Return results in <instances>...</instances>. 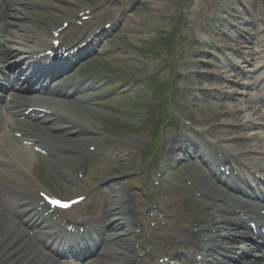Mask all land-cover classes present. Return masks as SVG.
<instances>
[{
    "label": "bare ground",
    "instance_id": "6f19581e",
    "mask_svg": "<svg viewBox=\"0 0 264 264\" xmlns=\"http://www.w3.org/2000/svg\"><path fill=\"white\" fill-rule=\"evenodd\" d=\"M3 1L4 3L10 4L9 7L13 8V11H10L9 8H4L3 5L0 4V18H3V15L6 13L7 16L12 17V19L8 20V24H11L13 26L17 25L15 29L11 28L6 32L7 36L13 39H17L18 42L22 43L23 46L28 45L29 43L26 42L27 40H24V30L28 31V34H26L25 36L27 38H30L35 33V26L32 25L33 22L31 23L29 19L30 13L27 10H24V8L19 9L18 7H16L15 4L19 3L18 1H14V0H3ZM58 15L60 17L62 16L60 14ZM137 15H141V13L137 12L136 16ZM29 41H32V37ZM33 44H34L33 46H28L29 48L28 50L41 46L42 44H44V40L39 39V41H34ZM77 87H79V84L77 85ZM54 101L57 103V105H60L59 108L65 110L66 113L73 115L74 113H78V118L82 122L93 125V123L88 121L93 116L92 108L88 109L87 107L75 106L73 103H65L57 100ZM216 106L218 105L216 104ZM232 107L234 106L226 103L224 113H229V114L231 113V115H233L232 112L234 111H232ZM207 110H210L208 106H207ZM222 121L230 122V119H226ZM90 137L91 136H88L86 140H90L91 139ZM183 140L184 137L177 139L179 146L182 147L187 146L186 140H184V142ZM247 145L249 144L248 143L244 144V146ZM242 149H244L242 146L238 148V150H242ZM170 157L171 156L168 154V156H165L164 158L166 160H169ZM131 160L132 158L129 155L122 156L118 160V167L123 166L122 173L127 172L131 164ZM212 160L215 161L216 159H212ZM23 163H25V165L27 166L28 165L31 166V156L29 151L26 149H22L16 146L15 144H13L9 136H6L3 139L0 138V201H3V199H5L6 197L4 192L12 193L11 187H13L14 184L20 183V181L23 180L24 176H26V173L29 172V169H27L23 165ZM14 164L17 165L22 164V168H19L20 166L15 167ZM23 166L25 167L24 172H22L21 170L23 169ZM2 168H4V170H1ZM232 173H234V171ZM237 182L238 183L241 182L240 176L237 178ZM196 184L198 186V191L200 193L208 195L210 193L217 192L215 189H213L211 182L208 179H204V177L202 176L201 177L197 176ZM120 193H124V192L120 191ZM117 195H119L118 191L115 192L113 197ZM22 200L24 204L27 205L28 204L30 205L34 202V199L32 197L22 196ZM6 201L7 200H5V202ZM134 201L135 204L134 202L131 203L130 211H133L135 213L132 214L127 213L126 216L128 217L134 216L137 218L141 214H143L144 205L142 204L139 198L134 199ZM225 201H227L229 207H231L230 211L232 213L234 211L239 210V208L236 206L232 207L231 205L238 204L240 207H242L248 203L247 200H238L239 202L237 201L234 202L230 198L229 199L225 198ZM126 204L127 203H124V207ZM16 206L20 207V205H16ZM206 206H207L206 203L200 202L199 206L196 209V214H197L196 222L194 223V225L190 226L189 232L180 233L177 229H174L173 232H175L174 241L178 244L183 245L184 249L187 250L190 253V255H192L193 259L195 258L194 253L196 252V247H194V244L196 243L193 244L191 241L199 240L201 242L200 244L201 245L203 244L202 246L203 248H201L198 251V254L202 256H207L204 259V261L205 263H209V261H211V254L214 252L217 245L226 244L233 237H235V235L233 234L238 233L237 232L238 230L236 229L238 225V221H237L238 219L236 215H233V217H228V218L214 215L213 212L211 213ZM128 223L129 221H127V219H123L121 225H119L121 226L122 231H127L131 233L134 228L141 229L137 224H133L129 226ZM27 233L28 231H26L25 228L23 229V226L20 225V223L18 222V217L12 219L7 217L6 215H2L0 211V259H2L3 261L1 264H57L56 261L48 257V255L43 253L34 245L33 240L29 238ZM138 234H135L137 239L141 237L140 235L141 233L139 232ZM128 251H129V246L125 245L118 256V262H120L121 264H127L128 261L131 260L133 256H135V254H131ZM148 252L149 255L150 251ZM116 257L117 256H115V258ZM140 263L145 264V259H142Z\"/></svg>",
    "mask_w": 264,
    "mask_h": 264
},
{
    "label": "rangeland",
    "instance_id": "374dc122",
    "mask_svg": "<svg viewBox=\"0 0 264 264\" xmlns=\"http://www.w3.org/2000/svg\"><path fill=\"white\" fill-rule=\"evenodd\" d=\"M132 20L134 21V18ZM162 23H163L162 15L156 16L155 13H146V14H142L140 17H137V19H135V21L133 23H131L130 25L124 26L123 30H128V31H132V32H135V33L138 32V34H140L142 32V34L137 39L139 41H145L146 42V40H148L149 42H152L153 39H158L156 31H158V28L160 27V25ZM162 25H164V24H162ZM115 39L116 38L112 39L111 43H113V41ZM117 41H119L120 43L133 44L134 38L121 37V38H117L116 42ZM157 43H159V41ZM106 62H108V65H110V66L112 65L110 63L115 64V61L110 60V59L106 60L105 63ZM119 66L121 67L122 71L130 72V71L127 70V68H125V67H123L121 65H119ZM213 106H216V105H214V104L211 105V107H213ZM217 107H220L219 111L224 109V105L223 104L218 105ZM214 108L215 107H213L212 109H214ZM205 110H206L205 106L199 107L197 109V114L196 115L193 114L195 116V119H197L199 121H205V120H207V117H209L211 115H214L216 112H219V111H213L212 113H208ZM223 119H224V117L222 116V117H219V118H217V119H215L213 121H220V120H223ZM230 119H232V118H230ZM121 120H123V118L118 117L117 119H115V122H119ZM101 124H105V123L103 122ZM107 125H110V123H107ZM110 126H113V125L111 124ZM41 172H42L41 176L45 180H50L51 179V178H49V176H50L49 172H47V171H41ZM50 183H52L51 180H50Z\"/></svg>",
    "mask_w": 264,
    "mask_h": 264
},
{
    "label": "snow or ice",
    "instance_id": "6c2138e0",
    "mask_svg": "<svg viewBox=\"0 0 264 264\" xmlns=\"http://www.w3.org/2000/svg\"><path fill=\"white\" fill-rule=\"evenodd\" d=\"M54 43H57L58 44V41H55ZM42 197H44V199L50 204V205H53V206H57V207H62V208H66V207H69L70 205L66 202H62L60 200H56V199H52L51 196H48L44 193H41L40 194Z\"/></svg>",
    "mask_w": 264,
    "mask_h": 264
}]
</instances>
